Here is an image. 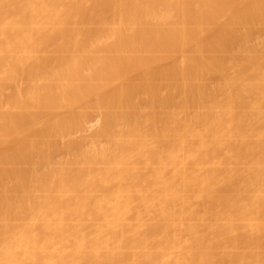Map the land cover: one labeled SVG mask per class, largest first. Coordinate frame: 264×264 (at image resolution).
Instances as JSON below:
<instances>
[{
  "label": "bare ground",
  "instance_id": "6f19581e",
  "mask_svg": "<svg viewBox=\"0 0 264 264\" xmlns=\"http://www.w3.org/2000/svg\"><path fill=\"white\" fill-rule=\"evenodd\" d=\"M0 264H264V0H0Z\"/></svg>",
  "mask_w": 264,
  "mask_h": 264
}]
</instances>
